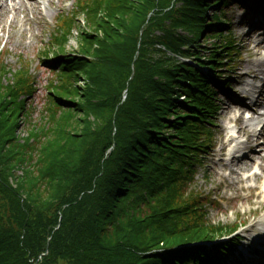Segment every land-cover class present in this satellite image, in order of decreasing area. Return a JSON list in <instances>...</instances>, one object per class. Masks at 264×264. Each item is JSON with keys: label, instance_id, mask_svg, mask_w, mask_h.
I'll list each match as a JSON object with an SVG mask.
<instances>
[{"label": "trees", "instance_id": "1", "mask_svg": "<svg viewBox=\"0 0 264 264\" xmlns=\"http://www.w3.org/2000/svg\"><path fill=\"white\" fill-rule=\"evenodd\" d=\"M76 1L73 15L60 16L61 33L56 29L52 37L51 46L62 41L61 49L53 59L51 48L42 52L45 60H53L49 65L57 78L47 86L39 123L32 122L27 102L35 90L28 67L10 70L0 57V213L7 208L0 216V264L25 249L40 264L226 262L235 239L213 249L191 244L230 234L239 224H211L207 199L190 185L212 144L220 108L212 84L229 89L224 74L240 53L232 32L222 29L228 25L223 9L230 0ZM79 14L89 28L83 29L82 53H66L67 34L77 23L83 26ZM210 37L216 39L207 46ZM203 46L206 55L200 54ZM177 54L192 56L214 74ZM79 77L86 81L85 101H79L86 109L98 107L92 99L101 86L109 83L107 90L116 99L128 89L121 106L120 99L115 102L118 119L109 122L111 130L118 129L109 138L117 154L106 157L104 150L103 158L112 166L103 174L85 173L84 163L72 166L75 150L66 158L54 157L60 142L63 150L70 143L66 125L59 121L64 108L76 102ZM23 116L32 123L28 139L33 141L14 147V128ZM50 130L53 139L47 138ZM22 162L27 171L14 188L10 175L3 174ZM18 194L26 205L7 203ZM37 230L36 251L29 242L35 244L30 233Z\"/></svg>", "mask_w": 264, "mask_h": 264}, {"label": "rangeland", "instance_id": "2", "mask_svg": "<svg viewBox=\"0 0 264 264\" xmlns=\"http://www.w3.org/2000/svg\"><path fill=\"white\" fill-rule=\"evenodd\" d=\"M1 4H4V6H1ZM12 4L13 6H11ZM76 5V0H13V3L9 1V4L0 2V57L6 65L8 64L10 70L21 69L23 64L28 67L29 74L35 81V90L27 97L33 123L40 122L41 111L48 94L47 86L51 80L57 78L54 71H52V66L42 59V52L51 48L49 55L53 57L56 55L55 52L61 49L62 41L56 42L54 47L51 46L52 37L59 25L57 23H59L60 16L69 13L73 15ZM257 12H261L264 17V0H251L246 5L232 3L228 8L227 15L231 22V28L241 43L242 52L240 56L235 58V61L233 59L234 62L229 63L232 65L227 72L229 84L232 87L231 91L227 92L221 87L217 90V97L220 100L222 109L216 115V126H213V143L203 153V165L199 167L195 182L191 187L198 190L207 199L205 206L208 211L207 219L210 223L228 226L236 222L247 223L240 226L236 233L243 238L239 249L255 250L252 253L259 252L264 256V147L263 151L258 150L260 154L253 156L254 162L251 168L243 170L244 166H235L234 163L232 165L229 163L228 158L225 156L226 148L223 143L227 140L225 127L233 125L238 128L237 124L231 121L230 118L236 116L239 109L235 108L230 112L229 104L234 102L233 100H240L249 107V111L253 112V100L259 95L260 85L264 83V74L256 71L257 67L254 66L257 59L264 58V23H260ZM250 16L252 19H249ZM77 19L82 22L81 25L83 24V26H80L79 23L74 26L72 31L67 34V41L64 42L63 48L66 53L73 52L81 55L83 29L89 28L85 26L83 14H79ZM57 31L61 33L60 29H57ZM217 34V31H213V35ZM203 39H205V36ZM215 39L216 37L208 38L206 45L211 46ZM203 42L204 40H201V43ZM257 43H259V46ZM201 50V54L206 55L208 49L203 46ZM82 57L85 56L82 55ZM211 73L213 74L212 71ZM75 87H77L74 92L76 102L69 105V109L65 110L64 108L59 121L62 125H66L70 143L68 148L63 150V143L60 142V149L58 152L55 151L54 157L56 158L59 154L58 158L62 159L64 156L66 158L68 151L73 152L75 150L78 156L73 159L75 163L72 166L83 165L84 163L85 173L86 171L97 172L99 170L103 174L112 166V161L108 164L104 160V150L106 149V157L110 154H117L115 151L116 143L114 144L112 139L109 138L110 136L114 137L118 133V129L114 127L111 130L109 122L118 119V111H120L118 107L126 100L128 89L123 92L121 97L116 99L114 93L107 90L110 88L109 83L104 87L101 86L100 94L96 93L92 99V103L98 105V107L86 109L79 104L80 100L85 101L83 87H86V81L79 77L78 81L75 82ZM246 87L251 91L246 92ZM96 89L98 90V87ZM247 96L249 99H247ZM117 101H119L118 107L115 104ZM257 113H253V117H257ZM17 123L14 128L16 138L12 139L14 140V147L23 146L24 143L33 141V138L28 139L32 123L29 124L25 116L20 117ZM260 128L261 124L258 123L250 130L259 131ZM47 138H54L52 130L48 132ZM262 141L264 144V139ZM111 148L113 151L110 152L109 149ZM51 150L53 151V149ZM245 152L243 151L242 154H246ZM247 156L251 157V155L246 154V160L251 161V158ZM25 169L26 164L22 162L19 166L17 164L14 170L12 169L9 173L6 172L3 176L10 175L8 180L16 188L21 180L20 177L25 175L24 171H27ZM83 176V173L81 175L76 174V179H81ZM71 188H73V183L69 185V189ZM21 201H23L22 197L18 194L15 197L8 198L7 203L13 206L19 203L22 204ZM23 202L26 205V201ZM6 211L7 208H4L0 216H4ZM30 237L34 239L35 244L29 242V248L37 251L39 247H35V245L37 244L36 240L39 238V231L37 230L33 234L30 233ZM231 237L229 236V238ZM25 252L26 249L7 264H15L18 260L21 261V264L41 263L42 260L38 261L37 257H34L33 251L27 254ZM42 264L51 263L47 260ZM223 264L243 263L235 257L230 263Z\"/></svg>", "mask_w": 264, "mask_h": 264}, {"label": "bare ground", "instance_id": "3", "mask_svg": "<svg viewBox=\"0 0 264 264\" xmlns=\"http://www.w3.org/2000/svg\"><path fill=\"white\" fill-rule=\"evenodd\" d=\"M258 44L259 43H257V45ZM254 66L257 67L256 71H259L260 73L264 74V58L257 59L254 63ZM253 72H255V71H253ZM233 101L234 102L229 104L228 108H229L230 112H232L233 109H235V108L239 109V113L234 117V120L239 125V130L237 132L244 133L246 135V140L244 143L239 142V141L237 142V149H238L237 152H240L241 150L246 151L245 153L247 155H251V157L247 156V157L251 158V161H247L246 160V154H242V153H240L238 155L234 154L228 161L231 165L233 163L235 166L242 165V166H244L243 170H248L249 168H251V166L254 162L253 156H255V155L257 156L258 154H260V153H258L259 151H261V150L263 151L264 144H263L262 140L264 139V124L262 126V129L259 132H248L247 128L252 127L254 125V123L256 122L255 121L256 119H253V121L243 120L242 115L248 107L244 103H242L240 100H237V101L233 100ZM253 101H254V105H253L254 108H257L258 106H261L264 103V83L260 86L259 95ZM263 121H264V119H263ZM233 142H234V140L231 141L230 144ZM260 143H262V144H260ZM224 144H227V142H225ZM263 223H264V221H263ZM260 235H261V233H260ZM263 238H264V234H263Z\"/></svg>", "mask_w": 264, "mask_h": 264}]
</instances>
